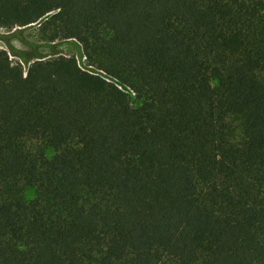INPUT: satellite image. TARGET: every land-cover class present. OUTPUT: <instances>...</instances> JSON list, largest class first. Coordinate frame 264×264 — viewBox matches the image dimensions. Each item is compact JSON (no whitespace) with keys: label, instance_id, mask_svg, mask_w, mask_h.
Listing matches in <instances>:
<instances>
[{"label":"trees","instance_id":"trees-1","mask_svg":"<svg viewBox=\"0 0 264 264\" xmlns=\"http://www.w3.org/2000/svg\"><path fill=\"white\" fill-rule=\"evenodd\" d=\"M33 25L84 66L2 37L0 264H264V0H0Z\"/></svg>","mask_w":264,"mask_h":264},{"label":"rangeland","instance_id":"rangeland-1","mask_svg":"<svg viewBox=\"0 0 264 264\" xmlns=\"http://www.w3.org/2000/svg\"><path fill=\"white\" fill-rule=\"evenodd\" d=\"M41 28L42 27L40 25H36V26L33 25L32 27H28L26 29L16 28L13 29L11 32H7L6 30L0 28V49L8 51L7 45L5 44L6 39H2V37L10 35L12 37L11 39L8 40L10 46H12L17 51L28 54L32 58L31 61L35 59H33L32 57L33 56L31 52L32 48L29 46V44L35 45L37 47V54L39 58L54 59L59 56L75 57L76 60L78 61V64L81 67L84 66V58L80 57L81 51L79 47L77 46L78 47L77 49L73 45H71V43L76 44L75 41L69 42L64 40H57L54 43L48 42L47 39L52 34V31L45 32ZM15 30H17V32L20 30L19 31L20 36L17 34V32H15ZM10 58L13 59L14 61H18V59L13 56H10ZM21 64L22 66H24L23 63ZM132 96L134 95L132 94ZM131 102L133 103V105L138 104V102L134 100V97H132ZM229 124L232 127L233 135L237 138L240 137L242 135L241 122L236 118H231L229 120ZM26 146L31 151H34L36 147V145L32 142H26ZM47 155L51 156L52 152L48 151ZM33 197H34L33 190H27L25 192L26 200H30ZM123 264H129V262H124ZM160 264H172V263L170 260L165 259Z\"/></svg>","mask_w":264,"mask_h":264},{"label":"built area","instance_id":"built-area-1","mask_svg":"<svg viewBox=\"0 0 264 264\" xmlns=\"http://www.w3.org/2000/svg\"><path fill=\"white\" fill-rule=\"evenodd\" d=\"M101 75H103V74L101 73ZM107 81H108V79H107ZM118 88H120V87H118Z\"/></svg>","mask_w":264,"mask_h":264},{"label":"water","instance_id":"water-1","mask_svg":"<svg viewBox=\"0 0 264 264\" xmlns=\"http://www.w3.org/2000/svg\"><path fill=\"white\" fill-rule=\"evenodd\" d=\"M40 59H43V58H40ZM37 60H39V59H37Z\"/></svg>","mask_w":264,"mask_h":264}]
</instances>
